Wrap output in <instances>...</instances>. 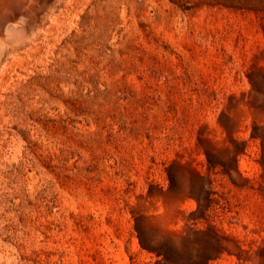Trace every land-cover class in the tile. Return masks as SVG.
Returning a JSON list of instances; mask_svg holds the SVG:
<instances>
[{"label":"rangeland","instance_id":"374dc122","mask_svg":"<svg viewBox=\"0 0 264 264\" xmlns=\"http://www.w3.org/2000/svg\"><path fill=\"white\" fill-rule=\"evenodd\" d=\"M67 2L0 87V264H250L264 0Z\"/></svg>","mask_w":264,"mask_h":264},{"label":"bare ground","instance_id":"6f19581e","mask_svg":"<svg viewBox=\"0 0 264 264\" xmlns=\"http://www.w3.org/2000/svg\"><path fill=\"white\" fill-rule=\"evenodd\" d=\"M60 1L0 0V87L4 85L8 73L12 71L15 65L22 67L25 65L27 59L20 49L22 46L30 45L26 49L29 54H35L40 50L36 40L44 23L48 19L51 22L47 25V30L43 29L46 38L60 26L62 18L60 19L59 14L55 13L57 3ZM10 42L15 44V46H11L13 50V58H11L13 63L11 65L4 58L9 55L10 44L14 45ZM3 59L4 61H2ZM250 264H264V238L259 247L255 249Z\"/></svg>","mask_w":264,"mask_h":264}]
</instances>
